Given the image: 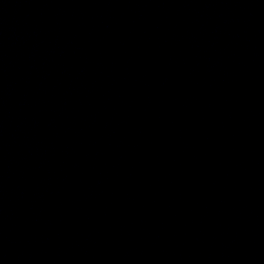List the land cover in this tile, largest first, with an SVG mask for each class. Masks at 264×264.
I'll return each mask as SVG.
<instances>
[{"label":"water","instance_id":"water-1","mask_svg":"<svg viewBox=\"0 0 264 264\" xmlns=\"http://www.w3.org/2000/svg\"><path fill=\"white\" fill-rule=\"evenodd\" d=\"M0 185L170 264H264V0H0Z\"/></svg>","mask_w":264,"mask_h":264}]
</instances>
